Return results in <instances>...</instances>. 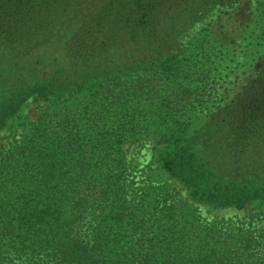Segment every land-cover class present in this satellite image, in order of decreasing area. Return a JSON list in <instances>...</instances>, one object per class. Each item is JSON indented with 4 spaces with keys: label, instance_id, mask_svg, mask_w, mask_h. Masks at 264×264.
<instances>
[{
    "label": "trees",
    "instance_id": "trees-1",
    "mask_svg": "<svg viewBox=\"0 0 264 264\" xmlns=\"http://www.w3.org/2000/svg\"><path fill=\"white\" fill-rule=\"evenodd\" d=\"M240 1L0 0V25L34 34L0 37V129L49 102L0 139V264H264V62L230 90L208 28ZM145 138L188 201L131 176Z\"/></svg>",
    "mask_w": 264,
    "mask_h": 264
},
{
    "label": "rangeland",
    "instance_id": "rangeland-1",
    "mask_svg": "<svg viewBox=\"0 0 264 264\" xmlns=\"http://www.w3.org/2000/svg\"><path fill=\"white\" fill-rule=\"evenodd\" d=\"M256 2L257 0H241L236 10V13L239 12L240 15L226 21L224 18L227 16L222 14L220 19L216 17L208 25L209 37H217L228 43L230 52L229 55L226 54V57H224L223 66L227 69H224L223 72L229 73L231 71L230 76L224 77L230 90L237 89L246 81L249 74L264 62V47L257 45L259 38L255 32H252L254 29L252 18L257 12ZM27 30H31L30 27ZM9 32V26L0 25V37H34L33 33L25 36L23 33L14 32L10 34ZM5 33H9V35ZM47 104H49L48 101L28 99L18 114L0 129V139L4 141L11 140L26 133L35 119V114ZM199 117H193L194 124L199 121ZM153 146V141L148 138L142 139L136 144L125 146L124 152L131 176L135 177L137 183L143 186L150 183L154 185L166 183L170 188H173L175 197L186 198L188 195L187 189L175 179L168 177L167 173L158 165ZM192 206H195L197 213L207 220L226 218L235 220L242 217L244 212L243 206L224 209L201 203H193L190 207Z\"/></svg>",
    "mask_w": 264,
    "mask_h": 264
}]
</instances>
